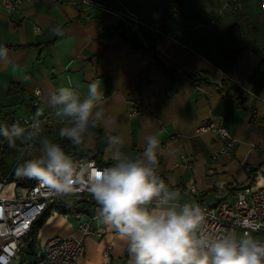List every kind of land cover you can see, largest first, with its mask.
I'll return each mask as SVG.
<instances>
[{
  "label": "crops",
  "instance_id": "obj_1",
  "mask_svg": "<svg viewBox=\"0 0 264 264\" xmlns=\"http://www.w3.org/2000/svg\"><path fill=\"white\" fill-rule=\"evenodd\" d=\"M89 1L135 15L145 25L141 37L117 17L78 0H27L12 14L0 10V47L5 50L0 56V102L11 100L9 105L27 111L23 118L5 116L7 126L16 122L23 126V120L31 118L36 92L44 114L51 109L47 103L51 91L72 86L83 96L88 84L97 81L106 118L90 129L91 139L75 145L77 155L101 165L112 163L104 141L106 128L124 134V151L133 157L143 152L144 136L154 133L160 140L159 173L166 181H175L182 202L216 205L232 198L248 183L252 170L264 167V125H251L245 110L222 97L228 92L222 82L236 85L247 95L244 109L264 117V72H258L264 59V0H241L238 11L225 8L230 0H189L163 30L161 16L173 0ZM159 36L154 54L162 66L177 76H194L197 84L171 80L157 69L156 60L143 48ZM12 84L20 93L8 96ZM133 111L138 114L131 117ZM207 124L228 131L233 139L228 155L219 154L227 144L224 139L212 133L196 135ZM59 127L44 135L56 141ZM2 140L0 172L9 179L34 147L25 150L19 142L10 147ZM259 185L264 181L259 179ZM24 188L17 185L14 192L20 194ZM2 190L7 195L13 192L12 187ZM98 207L90 204L86 218L98 216ZM92 227L95 234L85 238L77 264H102L105 252L108 264H132L126 243L115 230L98 220ZM55 236L78 238L77 223L53 211L34 244Z\"/></svg>",
  "mask_w": 264,
  "mask_h": 264
},
{
  "label": "clouds",
  "instance_id": "obj_2",
  "mask_svg": "<svg viewBox=\"0 0 264 264\" xmlns=\"http://www.w3.org/2000/svg\"><path fill=\"white\" fill-rule=\"evenodd\" d=\"M4 54L0 47V56ZM103 95L97 81L88 84L83 96L72 86L51 91L47 103L60 125L59 137L75 145L85 137L91 139L90 129L106 118ZM42 115L38 109L25 126L19 122L0 124V137L10 147H16L17 142L25 150L39 145L38 154L19 163L15 174L36 180L58 195L75 193V185L80 183L78 165L60 143L44 135ZM104 141L112 163L90 169L85 186L99 206L98 221L123 239L132 264H264V242L252 235L251 227L242 234L228 230L218 235L207 233L200 205L182 202L175 181L161 177L157 134L144 136V150L135 157L125 153L122 132L113 134L106 128ZM259 228L264 224L256 223L255 229Z\"/></svg>",
  "mask_w": 264,
  "mask_h": 264
},
{
  "label": "built area",
  "instance_id": "obj_3",
  "mask_svg": "<svg viewBox=\"0 0 264 264\" xmlns=\"http://www.w3.org/2000/svg\"><path fill=\"white\" fill-rule=\"evenodd\" d=\"M26 1L0 0V10L12 14ZM78 3L95 7L106 14L117 17L134 35L141 37V27L145 25L135 15L128 12H113L89 0H78ZM225 8L238 11L241 9V0H230ZM34 31L36 32L38 29L34 28ZM258 72H264V59L258 65ZM40 103V93L36 92L33 102L34 112L38 110ZM53 112L54 110L51 108L41 117L44 131H54L59 125L53 116ZM137 114V111H133L131 117ZM30 121L31 118L23 120V126H25V122ZM203 133H212L227 141L219 154H229V147L232 145L233 139L224 127L207 124L196 131V135ZM69 157L78 165L79 171L80 183L75 185L77 188L75 193L58 195L42 183L34 180L20 194H16L14 192V189L17 188L15 183H8V178L3 179L5 183L0 181V264H13L14 261L19 260L24 255L25 249L29 250L37 264H77L83 256L85 251L84 240L86 237L95 234L92 225L98 220L97 216L86 218L84 213L72 214V219L77 223L78 238L55 236L44 243L34 244L30 237L33 225L55 203L80 201L96 204L85 186L88 172L92 168L103 169L110 166L111 163L98 165L93 159H85L77 154ZM80 165L85 166L79 167ZM259 179L264 181V167H257L252 170L249 173L248 183L235 190L232 198L223 200L216 205H210L202 200L195 202L200 205L204 212L203 228L208 234H223L225 230L242 234L251 227L253 229L252 235L264 242V228L255 229L256 223L264 224V186L259 185ZM4 187H12L13 192L10 195L4 194L2 190ZM115 233L117 232L115 231ZM103 257L102 264H108L106 252Z\"/></svg>",
  "mask_w": 264,
  "mask_h": 264
},
{
  "label": "trees",
  "instance_id": "obj_4",
  "mask_svg": "<svg viewBox=\"0 0 264 264\" xmlns=\"http://www.w3.org/2000/svg\"><path fill=\"white\" fill-rule=\"evenodd\" d=\"M189 4V0H173L169 4V6L163 11L161 16V22L162 27L161 30H163L164 27L167 26L168 22L171 20V18L175 15H177L181 9L185 8ZM161 36H159L156 40L149 43L148 48H143V51L145 53L150 54L157 62V69L161 71L167 78L171 80H178L179 78H184L188 81H190L193 85L197 84L199 81L195 79L194 76H177L175 72L171 69H167L159 62L158 58L154 54V46L159 41ZM19 49V48H18ZM224 86L227 87L228 92L223 95L222 97L228 101L231 104L237 105V107L245 110L250 115V124L255 125H264V117L259 118L254 110L252 109H244V104L247 100V95L242 92L236 85L231 84L228 80H224L222 82ZM20 93L19 87L17 85L12 84L8 89V96H13L15 94ZM0 124L7 125L5 123V119H0ZM1 138V137H0ZM4 142V140H2ZM54 142L60 143L62 149L64 152L69 156L76 155V148L75 144H73L71 141L63 140L61 138L57 139ZM3 151H0V170L4 169V165L1 164V159L3 156ZM88 155L93 154V152H86ZM98 163V162H97ZM101 165L100 163H98ZM34 180L25 181L21 178H18L17 176H12L8 179V183H15L18 186H24L28 187L33 183ZM90 204L88 203H82L80 201L78 202H68V203H55L52 205L51 209L48 210L34 225L30 233V237L32 241L37 238L39 230L43 227L45 222L50 217L51 211H54L60 215L63 216H69L76 212L84 213L88 208ZM16 264H37L35 258L32 256V254L29 252L28 249L24 250V255L20 257L18 262Z\"/></svg>",
  "mask_w": 264,
  "mask_h": 264
},
{
  "label": "rangeland",
  "instance_id": "obj_5",
  "mask_svg": "<svg viewBox=\"0 0 264 264\" xmlns=\"http://www.w3.org/2000/svg\"><path fill=\"white\" fill-rule=\"evenodd\" d=\"M10 101L11 100H7V101H5V103L0 102V118H3L4 119L5 116L11 117L13 115H14L15 118H18V117L19 118H23V117H26L27 116V111L25 112V109H23V110L15 109L11 105H9ZM28 105H29V102L26 101L25 107L28 106ZM32 146L34 147V150L31 152L30 158L33 155H37L38 154V148L39 147L37 145H35V144H33ZM4 178H5V175L3 173H0V181L1 182H3V179ZM3 183H5V182H3ZM18 192H19V190H18ZM68 202H70V201H67L66 203H68ZM68 219L70 221L73 220L72 219V215H69L68 216ZM17 262H18V260L17 261H14L13 264H16Z\"/></svg>",
  "mask_w": 264,
  "mask_h": 264
}]
</instances>
